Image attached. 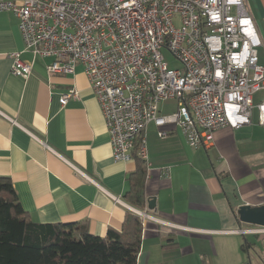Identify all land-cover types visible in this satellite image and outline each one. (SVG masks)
I'll return each instance as SVG.
<instances>
[{
    "label": "crops",
    "instance_id": "0c3cea01",
    "mask_svg": "<svg viewBox=\"0 0 264 264\" xmlns=\"http://www.w3.org/2000/svg\"><path fill=\"white\" fill-rule=\"evenodd\" d=\"M245 1L263 42L264 67V0ZM14 52L31 64L28 78L12 75ZM52 61L26 50L17 17L0 12V176L11 179L31 221L86 222L90 234L105 237L109 229L122 231L127 214L140 210L149 217L139 215L137 264H264V236L239 232L252 225L238 215L243 205H264L258 117L216 131L212 144L197 149L179 127L164 128L161 137L150 124L145 203L137 207L129 192L138 163L114 160L106 118L83 65L75 74H50ZM72 89L78 97L62 105ZM150 198L156 199L154 211Z\"/></svg>",
    "mask_w": 264,
    "mask_h": 264
},
{
    "label": "built area",
    "instance_id": "2783aa9c",
    "mask_svg": "<svg viewBox=\"0 0 264 264\" xmlns=\"http://www.w3.org/2000/svg\"><path fill=\"white\" fill-rule=\"evenodd\" d=\"M0 12L17 17L26 50L53 59L50 74L83 65L116 162L134 160L135 150L148 162L150 124L161 137L179 127L194 149L220 129L252 124L256 111L264 126L263 42L245 0H0ZM165 49L180 68L169 67ZM10 57L12 75L28 78L31 64L20 52ZM77 97L72 89L60 101ZM172 100L176 110L162 113ZM239 232L264 236V226Z\"/></svg>",
    "mask_w": 264,
    "mask_h": 264
},
{
    "label": "trees",
    "instance_id": "16d2710c",
    "mask_svg": "<svg viewBox=\"0 0 264 264\" xmlns=\"http://www.w3.org/2000/svg\"><path fill=\"white\" fill-rule=\"evenodd\" d=\"M133 154L138 167L129 196L140 207L147 162ZM142 235L143 221L135 213L127 214L122 231L109 229L105 237L90 234L86 222L35 223L11 179L0 176V264H137Z\"/></svg>",
    "mask_w": 264,
    "mask_h": 264
},
{
    "label": "water",
    "instance_id": "95a60500",
    "mask_svg": "<svg viewBox=\"0 0 264 264\" xmlns=\"http://www.w3.org/2000/svg\"><path fill=\"white\" fill-rule=\"evenodd\" d=\"M148 209L156 210V199L150 198L148 200ZM240 220L250 225L264 226V205L253 207L250 205H243L238 209Z\"/></svg>",
    "mask_w": 264,
    "mask_h": 264
},
{
    "label": "rangeland",
    "instance_id": "374dc122",
    "mask_svg": "<svg viewBox=\"0 0 264 264\" xmlns=\"http://www.w3.org/2000/svg\"><path fill=\"white\" fill-rule=\"evenodd\" d=\"M163 54L165 56V60H166L167 64L169 65V67L174 68V69L180 68V66H181L180 62L170 53L169 50H167V49L163 50ZM262 95H263V93H261V96ZM163 103L168 104V105L164 106V108L167 107V111H165V113H171V112L175 111L174 110L175 105L177 106L176 101L172 100V101H166ZM255 116L257 118V111L255 113Z\"/></svg>",
    "mask_w": 264,
    "mask_h": 264
}]
</instances>
